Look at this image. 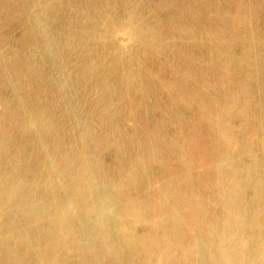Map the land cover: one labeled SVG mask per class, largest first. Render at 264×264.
<instances>
[{
    "label": "bare ground",
    "instance_id": "1",
    "mask_svg": "<svg viewBox=\"0 0 264 264\" xmlns=\"http://www.w3.org/2000/svg\"><path fill=\"white\" fill-rule=\"evenodd\" d=\"M0 264H264V0H0Z\"/></svg>",
    "mask_w": 264,
    "mask_h": 264
}]
</instances>
